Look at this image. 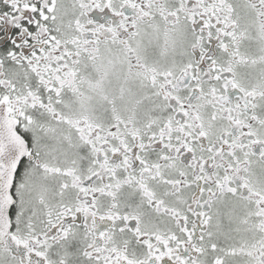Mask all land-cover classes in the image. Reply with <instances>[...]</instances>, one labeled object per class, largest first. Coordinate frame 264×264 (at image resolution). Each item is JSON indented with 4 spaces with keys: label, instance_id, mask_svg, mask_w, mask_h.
Masks as SVG:
<instances>
[{
    "label": "snow or ice",
    "instance_id": "snow-or-ice-1",
    "mask_svg": "<svg viewBox=\"0 0 264 264\" xmlns=\"http://www.w3.org/2000/svg\"><path fill=\"white\" fill-rule=\"evenodd\" d=\"M0 264H264V0H0Z\"/></svg>",
    "mask_w": 264,
    "mask_h": 264
}]
</instances>
